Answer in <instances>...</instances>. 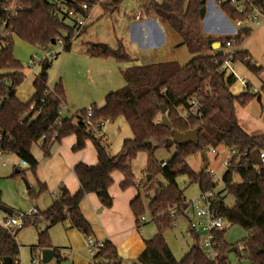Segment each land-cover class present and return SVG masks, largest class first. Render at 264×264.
I'll return each mask as SVG.
<instances>
[{"label":"trees","instance_id":"1","mask_svg":"<svg viewBox=\"0 0 264 264\" xmlns=\"http://www.w3.org/2000/svg\"><path fill=\"white\" fill-rule=\"evenodd\" d=\"M16 0L20 4L16 16H11L5 10L7 1L0 0V26L4 32L0 33V150L14 154L27 163V167L35 176L37 189H28L30 196L37 197L47 190L44 182L36 178L37 161L31 154V145L41 140L40 149L44 156L49 154L50 146L68 135L75 136L73 151L81 150L89 140L96 152V163L87 165L78 162L73 166V173L78 181V188L70 193L62 184L48 207L38 211L39 218L47 226L37 231L36 244L30 246V255L37 250L54 249L49 241L48 227L57 223L66 227L76 228L84 237L92 236L89 221L79 209V202L88 193H95L103 207L112 205V197L108 187L112 183L111 173L118 171L123 179L119 188L124 190L135 184V174L132 162L139 153L145 156L143 177V203L138 193L129 202L134 217L135 227L148 221L155 225V233L144 241L142 250L132 264H228L227 253L233 246H240L243 257L248 264H264V165L259 158V152L264 151V132L248 134L238 124L234 113V103L244 107L255 92L242 91L234 95L230 91L236 81L231 72L221 67L225 58L232 62L242 63L249 71L258 74L257 68L246 50L236 48L232 52L217 53L211 48L214 41L224 46L228 35H204L201 24L206 12V0H141L140 16L153 17L160 23L170 27L181 39L191 55V58L180 65L176 60H163L143 64H131L120 69L124 85L105 94L103 104L97 106L92 103L89 107L92 115L89 123L83 120L86 108L76 113L77 122H73L75 115L60 117L56 122L58 111L65 103V93L58 79L53 86L47 85V75L37 73L32 81L33 93L27 101H21L15 90L24 79L22 64L13 56L14 37L42 50L49 49L51 40L62 39V50L68 51L73 37L72 26L67 25L61 18L54 15L59 3L68 9H74L84 17H88L96 5L103 7L111 14L122 0ZM86 5V8L82 6ZM219 9L230 19L243 18L237 14L226 2H222ZM84 26L81 32H85ZM251 29L238 31L237 46L249 36ZM85 54L97 57H112L118 63L132 62L133 57L125 50L122 39H117L113 48L104 50L94 43L82 41ZM57 57V53L54 58ZM49 65L47 62L46 66ZM264 92V84L261 86ZM195 97L200 103L199 116L178 115V109L186 107L188 100ZM33 105L32 108L30 106ZM171 123L166 127L161 122V109ZM27 114V116H25ZM123 116L130 128L132 136L122 140L118 152L111 154L101 142L100 137L92 127L101 121H113ZM264 124V114L262 117ZM199 126L196 142L185 145H175V152L171 158L160 165L155 157L157 149H169L167 140L171 131L184 132ZM56 133V135H53ZM220 146L233 153L226 159L230 166L221 176L223 188L233 197L231 205H224L220 199L216 209L228 224L237 225L246 231V235L235 243L228 244L224 238V230L219 232V254L214 261H209L201 252L196 238L192 236V245L188 251L176 260L165 239V230L174 225V220L183 205L185 196L179 188L176 178L185 176L188 184H197L200 191L214 188L211 173L207 169L206 151ZM202 154L203 167L193 170L187 158L195 154ZM23 173L22 169H15L10 176ZM146 174H158L166 181V185L157 183L152 196L148 195L150 188H145ZM232 174H237L239 182L231 180ZM171 209L176 212L171 213ZM148 213L149 220L140 221V216ZM31 215H21L24 225H36L37 218ZM18 230V229H17ZM17 230H8L0 226V263L3 257L10 258V264L19 262V245L14 239ZM55 250L56 263L61 260L58 250ZM237 249L234 254L240 258ZM87 264H126L117 255L116 249L109 241L97 248Z\"/></svg>","mask_w":264,"mask_h":264},{"label":"rangeland","instance_id":"2","mask_svg":"<svg viewBox=\"0 0 264 264\" xmlns=\"http://www.w3.org/2000/svg\"><path fill=\"white\" fill-rule=\"evenodd\" d=\"M140 1L141 0H122L118 8L111 14L104 11L103 7L100 5L94 6L85 20V26H87L86 31H80L76 36L73 35L71 47L68 51L62 50V46L58 42L51 44L49 49L42 50L14 37L13 54L20 60L23 68L22 70L26 75L18 86L17 94L23 97L31 90L30 79L32 75L39 73L40 66L43 64L42 62L38 65V60H44L45 58L49 62V65L44 68L47 75V85L51 88L53 84L60 79L66 100L62 105V112L68 115V117L75 115L73 122H77L78 117H76V113H78L80 109L88 108L92 103H95L97 106L102 105L106 93L124 85L120 69H124L131 64L163 60H176L180 65L186 63L191 58V55L188 53L186 47L180 44L181 39L170 27L160 23L158 19L157 22L159 26H161L163 34L158 45L149 44L146 37L135 39L134 35L136 31L133 29L132 23H138L134 15L141 11L139 7ZM216 3L215 1L214 7L217 6ZM210 6H212V3L207 0L205 7L207 8ZM219 10H217V13L218 17L220 16V21L224 19L236 29H241L247 25V23L236 25L227 15ZM146 18L147 17L142 15L141 21H144ZM213 18H216V16L211 14L208 15L209 20ZM65 23L67 25L73 24L68 18L65 19ZM252 28L254 30V28L257 27L253 26ZM257 32L248 43L258 50L264 36L263 32ZM119 38L122 39L125 50L131 56L133 55L132 57H135L132 62L118 63L112 57L86 55L85 48L81 44L82 41H88L94 44L105 43L113 48L116 40ZM49 50L57 53V57L45 56V52ZM33 54H35L34 62L37 65L34 68H30L26 65V62ZM236 104L240 106L238 103ZM247 106L252 110V103L249 104V102L241 110L245 112L246 110L244 108ZM101 131L105 135L104 137H100L101 142L111 154L118 152L123 139L132 136L130 128L123 116H118L113 121H104ZM103 133L101 136H103ZM33 149H40V140L33 144ZM174 152V146H170L168 150L160 148L156 150L155 157L158 161L166 162L171 158ZM231 153H233L232 150H227L225 148H219L216 151L217 156H214L211 150L205 153L208 158L207 169L209 170V168H212L218 170V176L214 178L216 181L215 193L219 196L224 205H231L233 203V197L227 194L220 181V176L225 170L222 166V161L225 160L226 157H229ZM201 155L202 154L198 153L187 158V162L193 170H199L203 167ZM0 157L2 160H6L10 165L14 163L13 161H17V158L13 154H1ZM10 165L0 167V203L5 202L7 204H12V206H15V211H21V214L26 213L25 210L32 206H37L39 210H43L51 200L50 194H47L45 190L33 201L26 187V184H28L31 190H36L37 188L35 176L32 171L28 167H25L23 173L10 176L14 170ZM144 165L145 156L143 153H139L132 162V168L135 174V181L138 182V193L141 195L143 203L146 205L148 200L144 197ZM231 180L233 182H239L240 178L237 174H232ZM158 182L166 185V181L161 175L155 174L151 180L149 177V182L145 184V188H150L148 191L149 196L153 195ZM176 182L179 188L182 189L183 195L187 198L196 196L200 191L197 184H188L185 176H178ZM31 213L33 212H30V214ZM37 213L38 212H36L35 215H38ZM144 216L147 219L149 218L148 213H145ZM44 225L45 221L39 218L35 226L24 225L17 230L14 239L19 245L18 264H31L29 247L36 244L37 231L43 229ZM226 225L223 238L228 244L232 245L240 241V239L246 235V231L243 228L235 224L226 223ZM187 230L188 227L185 218L179 215L176 216L174 225L165 230L163 234L176 260H180L192 245V237ZM155 231L156 228L152 221L141 225L140 229L137 231V238L140 239L141 246L134 250H129L126 256L120 259L126 264L136 262V257L140 249L143 248L144 241L151 237ZM48 236L50 244L58 250L59 256L61 257L58 264H87L89 262L91 257L86 249L85 238H83L84 236H82L76 228L66 227L63 224L57 223L48 229ZM233 247H235V250L227 253L228 264H248V260L244 258L241 253L240 246ZM237 249L241 253L240 258L234 254ZM38 252L39 250L35 251L33 256L35 255L37 263L43 264L40 261V252L39 255ZM45 264H57L56 257L54 256Z\"/></svg>","mask_w":264,"mask_h":264},{"label":"crops","instance_id":"3","mask_svg":"<svg viewBox=\"0 0 264 264\" xmlns=\"http://www.w3.org/2000/svg\"><path fill=\"white\" fill-rule=\"evenodd\" d=\"M217 10L219 9L214 6H210L206 8L205 16L201 24L203 34L210 36H222V35L232 34L236 28L224 19L220 21L219 20L220 16L218 17ZM209 14L213 16L215 15L216 18L209 20L208 19ZM141 16L138 19L135 18V20H137L138 23L137 22L132 23L133 29L136 31L134 35L135 39H142L146 37L147 42L149 44L152 43L154 45H158V43L160 42L159 40L162 38L163 35L161 26H159V23L157 22L158 20L153 17H147L144 21H141ZM257 31L263 32V36H264V24L258 26L257 28H254V30L253 28H251V32L249 36L244 39L243 43L239 46V48L241 50L242 49L246 50L249 54L250 59L255 64V66L257 68H261L259 73L258 74L252 73L242 63L238 61L232 65L236 75L245 76L249 81L250 85L252 87L257 88L258 90L257 92H255L256 96L249 101V104L252 103V110L247 106L244 108L246 110L244 112L243 110H241L243 107L238 106L236 102L234 103V113L236 115L238 124L248 134H259L264 132V124L262 122V117L264 114V109H263L264 92L261 90V86L262 84H264V37L261 42V46L259 47L258 50L252 47L248 43V41L253 37V35ZM139 64H143V63H139ZM40 70H41V66H40ZM21 71L23 72V70ZM23 74L25 78L26 75L24 72ZM35 75L36 74L32 75L30 79L31 90L23 97L22 96L20 97L17 94L18 92L17 91L18 86H17L15 90V95L21 101H27L31 97L34 91L32 86V81ZM230 91L234 95H239L243 90L240 83L238 81H235L231 85ZM61 116L68 117V115L63 114L62 107H61ZM104 136L105 135L103 133L102 137ZM75 140L76 139L74 135H68L63 137L60 140V142L58 143L55 142L50 146L49 154L47 156L43 155L41 149L39 150L33 149L34 143L31 145V149H30L31 154L37 161L36 178L39 181L44 182L46 184L47 190L45 192L47 194H50L51 197V200L46 207L50 205L54 197L53 193L54 194L56 193L57 187L59 185L63 184L70 193H73L77 190L79 184L77 178L73 173V166L76 163L82 162L87 165H93L97 161L95 149L89 140L85 142V145L81 150L73 151L72 147L75 144ZM219 148L221 149L220 146L214 149L215 150L213 154L214 156H217L216 151ZM4 154H9V153H4ZM16 158H17L16 162L13 161L14 162L13 164L10 165L8 163L6 166L10 165L15 170L16 169L23 170L25 167H27V166L24 167L13 166L18 164L19 158L18 157ZM207 165H208V158H207ZM6 166H2L0 164V167H6ZM111 177H112V183L108 187V193L112 197V205L110 207H103L100 204L98 197L95 193H88L79 202V209L83 214V216L89 221L91 225L93 240L95 242H100V241L111 242L116 249L118 257L122 258L126 256L129 250L132 249L134 250L137 247L141 246L140 239L137 238V231L140 229L141 225L139 228L135 227L134 217L129 207L130 200L138 194V189H137L138 182L135 181L134 186H130L122 190L119 188V182L123 179L122 174L118 171H113L111 173ZM29 188L30 187H28L27 189ZM32 198L34 201L37 197H32ZM0 204H3L13 210H16L14 208L15 206H12V204L10 203H9L10 205L5 202H1ZM38 211L40 210L37 208V206L28 207L25 210V212H33L31 213L32 214L31 218H37V220L39 219V215H35V213ZM20 212L19 214H21ZM146 220L148 219L146 218ZM146 223H143L142 225ZM46 226L47 223L45 222L43 228ZM50 227H48V229ZM54 249L56 248L54 247ZM141 250L142 249H140V251ZM29 254H30V247H29ZM91 256L92 255H90V257ZM40 261H41V255H40Z\"/></svg>","mask_w":264,"mask_h":264},{"label":"built area","instance_id":"4","mask_svg":"<svg viewBox=\"0 0 264 264\" xmlns=\"http://www.w3.org/2000/svg\"><path fill=\"white\" fill-rule=\"evenodd\" d=\"M7 1V6L5 7V10L8 14L11 16H16L17 10L20 8V4L16 3V0H3ZM106 0H98L97 2H102ZM207 1V0H206ZM212 3V6H214L215 1L217 2L216 5L220 6V4L224 1H226L232 8L234 12L237 14H242L243 18H236L231 19L236 25H242L244 23H247L243 28L251 29L253 26L258 27L262 24H264V0H208ZM216 6V7H217ZM83 8H86V5L82 6ZM57 17L61 18L63 22H65V19H70L73 24V35L76 36L80 33L82 28L85 26V20L87 17H84L80 13L76 12L74 9H68L65 4L59 3V8L54 13ZM136 19L140 17V13L138 12L135 16ZM3 25V24H2ZM0 26V33L4 32L3 26ZM240 29H235L234 32L225 40L224 46L221 47L222 50L225 52H232L234 49L239 48L237 46V35L238 31ZM6 33V31L4 32ZM58 42L63 46L62 39L58 37L55 40V43ZM49 56L55 57L56 53L49 50L46 51L45 54ZM44 56V57H45ZM35 54L31 55V57L27 60L26 65L30 68H34L37 64L34 62ZM48 62L47 59L44 58V60L39 59L38 65L41 63ZM237 62V61H235ZM232 62L230 57L225 58V60L222 62L221 67L225 68L227 72H231L235 78L236 81H238L242 87V90L250 91V92H257V88L252 87L247 80V78L243 75H236L235 71L232 67V65L235 63ZM251 62H253L251 60ZM42 65V64H41ZM51 89V88H50ZM34 104L30 106V108L33 107ZM200 103L198 100L193 96L189 98L188 105L186 107H182L178 109V115L182 118H185L187 116H199L200 111ZM92 115V110L90 107L86 108L85 110V116L83 120L86 124L89 123V118ZM58 118L56 119V122L59 121V118L61 117V108L58 111ZM104 121L99 122L97 125L92 127V131L97 135L101 136L102 131L101 127L103 125ZM53 135H56L54 133ZM214 149L211 150L212 153H214ZM4 154L3 151L0 150V155ZM259 158L261 163L264 165V151L259 152ZM0 164L2 166H6L8 162L6 160H2L0 157ZM165 164V161H162L160 163L161 166ZM17 167H24L27 166V163L22 160L18 159V164L13 165ZM223 168H228L230 166L229 160L225 159L222 161ZM212 177L213 181H215V176H218V170L209 168L208 170ZM222 176V175H221ZM220 176V177H221ZM221 183L222 180L220 179ZM223 185V183H222ZM55 195V194H54ZM220 200L219 196L215 193V187L203 191H199V193L191 198L185 197L183 200V205L180 208L177 216L181 215L185 218L187 222L188 231L190 232L191 236L193 238H196L198 246L205 256V258L209 261L216 260L218 254H219V241H218V235L219 232L224 230L226 228V221L224 217L218 213L216 209V203ZM176 212V209H171V213ZM21 215H9L4 213L0 210V226L8 229V230H17L23 227V222L21 219ZM24 215H30V212L24 213ZM140 221H145L146 217L144 215L140 216ZM85 238L86 243V249L87 252L92 255L97 248H100L103 246V242H95L91 235H88ZM39 262V261H38ZM31 264H39L37 263V260L34 256H31Z\"/></svg>","mask_w":264,"mask_h":264},{"label":"water","instance_id":"5","mask_svg":"<svg viewBox=\"0 0 264 264\" xmlns=\"http://www.w3.org/2000/svg\"><path fill=\"white\" fill-rule=\"evenodd\" d=\"M67 1H70V0H67ZM50 43L54 44L55 40L52 39ZM95 45L98 48H100L101 50H104L107 47V44H105V43H96ZM211 48L213 50H216L217 53L222 52L221 44L219 41H214L211 44ZM45 66H46V64L43 63L41 66L40 73H43L45 71V69H44ZM25 116H27V114H25ZM161 122L166 127H171V123L165 114V108L164 107L161 109ZM199 129H200V127L197 126L193 129L186 130L184 132H179V131L173 130V131H171V137L167 140V144L169 146H175V145H185V144H188L189 142H196L197 133H198ZM15 171H17V169ZM149 177H150V175L146 174V180H149ZM26 187L28 188L29 186L26 184ZM0 209L9 215H19V212L15 211V210H13V209H11V208L3 205V204H0ZM234 250H235V247H232L229 249V252H231V251L233 252ZM40 255H41V262L47 263L55 256V250L54 249H42V250H40ZM1 264H10V258L9 257H3Z\"/></svg>","mask_w":264,"mask_h":264}]
</instances>
